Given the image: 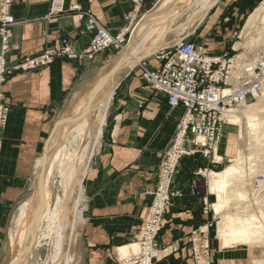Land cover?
Wrapping results in <instances>:
<instances>
[{"label": "crops", "instance_id": "crops-1", "mask_svg": "<svg viewBox=\"0 0 264 264\" xmlns=\"http://www.w3.org/2000/svg\"><path fill=\"white\" fill-rule=\"evenodd\" d=\"M222 1L223 8L212 13L194 37L214 52L230 46L236 21L259 0L218 4ZM154 2L147 0L136 11L131 0H12L6 12L14 19L8 30L7 62L14 65L27 56L65 46L75 52L86 49L93 33L87 29V20L73 10L76 5L90 11L112 35L127 36L136 18ZM3 5L0 0V16ZM222 16L229 23H223ZM111 55L108 50L93 60L58 59L38 70L17 72L1 87L10 111L0 135V264L9 225L17 205L33 187L36 160L56 131L59 115L98 82V72ZM148 63L152 69L159 66L157 61ZM113 93L100 144L82 181L71 240L72 264H119L136 253L139 229L157 187L158 168L182 115V109H171L166 96L145 83L140 69L125 75ZM204 169L199 158L184 159L174 184L177 194L157 238L156 264H193L191 237L198 229L211 235L213 264L253 260L248 247H225L216 238L203 208L211 194L200 177Z\"/></svg>", "mask_w": 264, "mask_h": 264}, {"label": "bare ground", "instance_id": "bare-ground-1", "mask_svg": "<svg viewBox=\"0 0 264 264\" xmlns=\"http://www.w3.org/2000/svg\"><path fill=\"white\" fill-rule=\"evenodd\" d=\"M219 2L220 0H161L156 10L145 16L136 27L134 31L136 42L134 44L131 42L132 44L126 47L110 69L99 75L100 79L105 75H108V78L102 83L99 79L91 89L77 97L69 115L59 120L54 135L44 148L43 155L36 160L35 190L19 205L9 229V247L13 249L19 245V250L6 264H27L32 250L41 240L49 238L55 239V253L53 251L55 264H70L66 250L69 249L67 243L76 232L77 225L72 217L73 205L78 206L80 203L77 196L81 190L82 180L98 149L93 129L101 122V115L107 109L110 98L113 97L116 84L143 58L179 42L181 37L195 30ZM191 7L196 9L193 14L189 16L188 13V19L182 23L178 22V18H182L186 10ZM263 23L264 3L249 17L242 34L248 36L255 32L263 35L264 29L261 26ZM237 60L242 67L239 68L240 70L253 67L245 65L246 62L245 64L239 62V58ZM235 74L237 75L236 71ZM211 94L220 98L223 92L216 91ZM225 94H228V91H225ZM263 96L264 93L257 98ZM239 106L241 108L238 112L228 109L230 112L226 114V119L229 122H242L246 117H252L254 120L259 118L264 112V99L253 106ZM254 120H248L242 126L241 137L243 144L252 149V154L249 149L246 150H249V153L244 152L254 158L257 157L259 161L255 165L247 164L248 168L245 165L241 166L239 162H244L243 159L247 156L241 151L236 161L238 164L229 166L222 173L212 172L209 177L211 192L218 199L214 209L222 218L219 237L225 247L238 244L253 247L264 245V187L262 190L256 189L253 197H246L245 194L247 190H251V176L259 172L264 173V144L257 146L259 141L264 139V118L261 117L258 122ZM250 124H254V127L248 130ZM96 134H99V131L98 133L96 131ZM67 144L75 145V150L71 151V154L66 153ZM56 170L62 179L63 194L57 197L55 206L51 207L50 187ZM263 181H259L260 184H264ZM255 264H264V261L256 259Z\"/></svg>", "mask_w": 264, "mask_h": 264}, {"label": "rangeland", "instance_id": "rangeland-1", "mask_svg": "<svg viewBox=\"0 0 264 264\" xmlns=\"http://www.w3.org/2000/svg\"><path fill=\"white\" fill-rule=\"evenodd\" d=\"M10 1H11V3H10V5H11L12 0H10ZM146 1L147 0H131V3L133 5L134 10L140 11V7ZM3 2H4V0H3ZM160 2H161V0H156V2H154V4L151 5V7L149 9L140 13V15L134 21L132 28H131V30L127 36H124V35L114 36V35H112L94 17V15L90 11H84L81 8V6H78V5L74 6L73 10L80 12L81 17L85 18L87 20V29L93 33L92 40H91L89 46L81 52H75L71 47H67V46L62 47V48H57V49H48V50H45L44 52L40 53L39 55L27 56V57L21 59L17 64L10 65L7 62V54L9 53V50H10V40H9V50L4 54V58L6 61V67H7L6 69H9L10 72L5 74V81L0 83V89L9 80V78L13 74H15L17 72L33 71L31 69L30 70L11 69L12 67H14V66H16L22 62H25L28 59L41 57V56H43V54H47V53H50L51 55L53 54V56H54L53 57L54 60L50 63V64H52L56 60L63 59V58H67V59L74 60V61H76V60L79 61V60H82L84 58L93 60L97 55H100V54L110 50V51H112L111 58H109L106 61V63H104L102 65V67L100 68V71L98 72V76L99 75L101 76V74H103V72H106L108 69H110V67L113 65L114 61L125 51L126 47H128L132 43L134 44L136 42L137 39L135 38V35H134V31L137 29L136 27H138V25L142 22V20L145 16H148L149 14H151V12L156 10V8L158 7V3H160ZM223 2L224 1H222L220 4H216L215 7H213L209 11V13L205 17V19L198 25V27L195 30H193L192 32L186 34L187 36L184 35L183 37H181L179 42L171 44V45H169V47L168 46L164 47L161 50H159L158 52H156L155 54H152L148 57L143 58L141 60V62L139 64H137L131 70V71H133L136 69H140L141 70V77L143 79V74H144L145 70L156 71L158 69L163 68L173 57L176 59H177V57H179L178 53H175L176 48L177 49L180 48L181 45H189V46H193L194 49L197 51V54H198V65L193 66V68H190V70H192L194 72L199 71L198 74H195L198 77L197 78L198 83L201 84V87L197 90L198 94L199 93H201V94L207 93V92H210V91L215 90V89L220 90L221 92H223V94L225 91H228V94H225L220 99L221 102H220L218 108L210 109L205 105H203V107H202L200 103L195 105L194 110H193V113H194V117H193V123L194 124L193 125L194 126L190 125L186 131H183L180 128L181 127L180 125H181L184 117L187 114L186 110L182 106L176 107V108L172 107L170 105V101H169L168 96L166 94H164L167 98L168 105L170 106V108L171 109H177V108L182 109V115H181V118L179 120L176 132L173 135V137L171 138V141H170L168 147L166 148V150L163 154L162 160H161L159 168H158L157 187L152 192V201H153L154 192L157 191L158 186H159V178H160V173L162 171V168L163 167H164V169L168 168L166 166L167 161L165 162V160H167V159L169 160L172 156H176L177 163H176V166L174 168V172H173L174 175L167 185L168 197L164 201L165 205H164L162 217L160 220V226H159L158 232H157L155 239H154L155 249L157 251H158V249L156 247L157 238H158V236H159V234L163 228L168 209L171 207V205L173 203V199H174L175 195L177 194V192L174 190V184H175L177 174L179 172V169H180L184 159L189 158V157H195V158H199L200 160H202L205 163L206 169L200 171V177L203 181L207 182V184L209 186V191L211 192V183H210L209 177H210L212 172L213 173H222L229 166H232L233 164L234 165L238 164L236 161H237V159L239 157V153L241 151L243 152V154L247 155V153H249V150H251L250 154H252V149L249 146L247 147V145L243 144V138L241 137V131H242V126L245 125V123L248 122V120H251V119L254 120V119L252 117H246L242 120V122H244V123H242L241 121L240 122H229L228 119H226V114L228 112H230L229 110H231V111L233 110L235 112H238L241 108L239 105L247 106V107L253 106V105H256L259 101H263V99H264V96L262 98L260 97V99L257 98V96L263 95V93H264V31H263V35H259L258 33L253 32L252 33L253 35L250 34L252 36L245 35L246 36L245 37L242 34L243 30L245 29V26H246V23H247L249 17L254 12H256V10L258 8L261 7V5L264 3V0H259L258 2H256V4L242 17V19H239L236 21L233 36H232V38H229L231 41L230 46H228L227 49L223 52H219V51L214 52V51H210V49H208V47L205 46L203 43L195 41L194 37L197 34L199 27L201 25H203V23H207V19L209 18V16L212 13H215L216 11L218 12L223 8V6H224ZM171 7H173V6H171ZM177 7H178V5H177ZM194 10H196L195 7L194 8L191 7L189 10H186L183 17L178 18V22H180V23L184 22L186 19L189 18V16H191L193 14ZM190 11H191V13H190ZM3 13L4 12H3L2 7H1L2 16H0V55H2L1 49L3 46L1 33L3 30H6L7 36H8L9 27L11 25H13V23H14V22H12V23L4 22L3 21V17H4ZM188 13H189V16H188ZM5 14H7V13H5ZM90 15L96 19V21L101 25V27L103 29H105L116 41H118V44H116L112 47H109L107 49H104L98 53H94L93 57H91V49H92L93 40H94L96 33H97V29L90 28V26H89V20H90L89 16ZM221 19H222L223 23H229V22L224 21V20H226V17L222 16ZM261 26H263V29H264V23ZM66 48H70L71 52L73 54H75L77 56V58H74V57L71 58L68 55H64L63 51ZM174 53H175V55H174ZM237 58H239V62H244V64L246 62L245 65H247V66L252 65L253 67L249 66V67H245L243 70H240V69H242V67H240L239 64L237 63V61H238ZM205 60H209L210 62L212 61L211 65H207L208 61L205 62ZM148 61H157V62H159V66L152 69L149 67ZM46 66H48V65H46ZM46 66H41V67H38L37 69H34V70H38V69L44 68ZM237 66H239V67H237ZM131 71H129L127 74H129ZM235 71H236L237 75L239 74L238 76L235 74ZM241 71H243V72H241ZM239 72H241V73H239ZM100 76H99V79H100ZM145 83L147 85L151 86L154 90H156L152 85L148 84L147 82H145ZM253 87H254V89H256L255 90L256 93L254 91H252ZM156 91H158V90H156ZM240 91H242V93L245 94V98L243 100L244 104L243 103L238 104L236 102L237 98L235 99V97H234V96H236L235 93L240 92ZM81 95L82 94L78 95L77 97L79 98V96H81ZM3 96L4 95L0 92V108L4 109V110H2L4 112V114H3L4 118L2 119V121L5 119V121H3V123L6 124L7 118H8V113L10 111V104L8 103L7 99H5ZM77 97L74 98L73 100H71V102H69L67 107H65L64 110L62 111L61 115H59L57 121L61 120L66 115H69L70 110L72 109L73 103L77 100ZM198 97H200V96H198ZM203 108H205V110ZM206 109H208L210 111L208 112ZM104 114H105V112H103V114L101 115V122H99L97 125H95V127L93 129V134L95 133L94 136L96 138L97 147H98V144H100V140H101V137L103 135L102 122H103ZM203 115H205L204 120H205L206 125H205V129H203L202 131H199V128H197V127H198V124L200 123V121L203 120ZM259 116L260 117L255 119L254 122H258L261 117L264 118V112L261 113ZM106 118H107V116H106ZM202 125H204V124L202 123ZM253 127H254V124H250L249 127H247V129L249 130V129H252ZM3 128L4 127L1 128V131ZM96 131H97V133L99 131V134H96ZM0 135H1V132H0ZM179 139L182 142H180L179 146L176 147L177 141H179ZM263 141H264V139H261L259 141V145H257V146L263 145L264 144V143H262ZM0 144H1V140H0ZM66 146L65 147H66V153L67 154H71L75 150L74 149L75 145L74 146H68V144H67ZM244 146L246 149L244 148ZM71 147H73V148H71ZM247 149H249V150L246 151ZM244 151L247 153H245ZM243 160H244L245 164L242 161L239 163L241 166H244V165H245V167L247 166V168L249 167L247 164L251 163L252 165H255L257 163V161H259V159L257 157L254 158V157H252V155L249 156V154L247 156H245V158ZM55 172H57V170ZM55 172H54L55 175H53L54 177H52L51 187H50L51 201H52L51 207L55 206L57 197L62 196V194H63V190H62V186H61L62 179H61L60 173L59 172L55 173ZM262 177L264 178L263 172H259V173H256V174L251 176V181H252V185L250 186L251 190L250 191L247 190L245 192L246 197H253L254 193L256 192V189H257V191L263 189L264 184H260V182H259V181H263ZM36 184H37V179L35 178L33 180V187L31 188L30 191L27 192V194L23 197L21 202L17 205L14 216L17 214V209H18L19 205L34 192ZM252 188H253V190H252ZM240 191H241V189H240ZM80 192H81V190H80ZM79 195H80V193L78 194L77 198H80ZM203 202H204L203 208H204L205 215H207L211 219V224H212V227H214L215 236H216V238L218 237V239L222 242V239L219 237V227L221 226L222 218L219 217L215 213V209H214V206L218 203V199H217L216 195L211 192V194H209V200L207 201L205 199ZM75 205H73L72 217H73V220H75V222H77L78 211H75V210H77V206H75ZM151 205H152V203L148 207L147 216L143 219V221L141 223V226L139 229V234H138L139 236H140V232L142 230V226L144 224V221L149 217ZM228 211L232 212L234 210H228ZM12 221H13V219H12ZM12 221L9 225V229L12 226ZM139 236H138V239L136 242V245H137L136 253L131 255L128 258L123 259L122 261L119 262V264H125L126 260L135 256L140 251ZM71 237H73V235ZM71 237L69 238V241H68L69 244L67 243V247H69V249L68 248L66 249L68 252L67 256H69V258H70L71 248H72V245H71L72 238ZM54 241H55L54 238L41 240L40 244L37 247H35L32 250V252L30 253V257L27 261V264L28 263L29 264H53V262H54V257H53L54 255L53 254L55 253V242ZM222 244H223V242H222ZM235 246L248 247L250 250L253 251L254 257H253V260L250 259L249 264H255L256 259H260V260L264 261V245H259V246L257 245L255 247H253V246H249V245L238 244ZM231 247H233V246H231ZM211 248H212V246H211V235H209V233H206L205 235H203V232L201 231V229L195 230L192 233V237H191L192 255H191V257H192L193 264H213ZM17 250H19V245H16V247L13 249L9 247V231H8L6 246H5V258H4L3 264H6L15 255ZM53 251H54V253H53ZM158 254H159V252H158ZM158 254H157V257L153 259L152 264H156ZM52 260H53V262H52ZM54 264H55V262H54ZM70 264H72L71 259H70Z\"/></svg>", "mask_w": 264, "mask_h": 264}, {"label": "built area", "instance_id": "built-area-1", "mask_svg": "<svg viewBox=\"0 0 264 264\" xmlns=\"http://www.w3.org/2000/svg\"><path fill=\"white\" fill-rule=\"evenodd\" d=\"M140 2V1H139ZM4 5L2 6L3 10V21L6 23L14 22V19L9 15L5 14L7 12V7L10 5V0H4ZM89 26L92 29H97L96 36L92 43L91 49V57H93L94 53H98L104 49L112 47L118 44L116 41L105 29L101 27V25L96 21L93 16H89ZM2 37V55H0V83L5 81V74L9 73V69H6V61L4 58V54L9 50V37L7 36L6 30H3L1 33ZM64 55H68L71 58H77L75 54L71 52L70 48H66L63 51ZM179 57L172 58L163 68L158 69L156 71H147L145 70L143 74V79L148 84L152 85L156 90L166 94L169 98L170 105L174 108L182 106L187 114L184 117L181 123V129L186 131L190 125H193V117H194V107L198 103L207 106L210 109H215L219 107L220 98L214 97L213 92L220 90H212L207 93H199L197 90L201 87V84L198 83V77L195 74H198L199 71L194 72L190 70L193 66L198 65V54L193 46L189 45H181L180 48H176V52ZM174 53V55H175ZM53 54L50 53L43 54L41 57L28 59L25 62H22L11 69H24V70H34L41 66L49 65L54 59ZM207 65H211L209 60H205ZM195 68V67H194ZM254 87L252 91H255ZM211 94V95H210ZM235 99L238 104L243 103L245 94L242 91L235 93ZM200 96V97H198ZM184 105V106H183ZM205 110V108H203ZM4 109L0 108V132L1 128L4 127L5 119ZM208 112L210 110L206 109ZM205 115H203V120L198 124L199 131L205 129ZM202 123L204 125H202ZM194 126V125H193ZM182 142L180 139L177 141L176 147L179 146V143ZM166 166L162 168L159 178V186L157 191L154 192V199L152 201L151 210L149 217L144 221L142 226V230L139 236V247L140 251L133 257L126 260L125 264H152L153 259L157 257L158 251L155 249L154 239L158 232L160 226V220L162 217V212L164 208V201L168 197L167 185L171 178L174 175V168L176 166V156H172L169 160H165Z\"/></svg>", "mask_w": 264, "mask_h": 264}, {"label": "water", "instance_id": "water-1", "mask_svg": "<svg viewBox=\"0 0 264 264\" xmlns=\"http://www.w3.org/2000/svg\"><path fill=\"white\" fill-rule=\"evenodd\" d=\"M106 78H108V75H105L104 77H102V79H100V81L99 82H104V80L106 79ZM46 147V146H45ZM17 263H19V261L17 262Z\"/></svg>", "mask_w": 264, "mask_h": 264}]
</instances>
